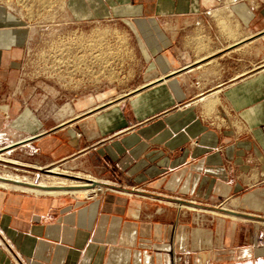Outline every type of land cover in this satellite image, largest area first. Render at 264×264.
<instances>
[{
  "label": "crops",
  "instance_id": "obj_1",
  "mask_svg": "<svg viewBox=\"0 0 264 264\" xmlns=\"http://www.w3.org/2000/svg\"><path fill=\"white\" fill-rule=\"evenodd\" d=\"M150 1L90 5L131 19L134 87L32 109L13 99L27 31L0 5V132L23 164L92 180L0 188V264H264V0Z\"/></svg>",
  "mask_w": 264,
  "mask_h": 264
},
{
  "label": "rangeland",
  "instance_id": "obj_2",
  "mask_svg": "<svg viewBox=\"0 0 264 264\" xmlns=\"http://www.w3.org/2000/svg\"><path fill=\"white\" fill-rule=\"evenodd\" d=\"M80 1L82 4L78 5ZM100 1L113 6L127 0H0L4 10L22 22L27 31L20 63L22 86L13 93V99L27 101L32 109L43 101L74 97L85 89L96 91L106 86H117L119 90H124L139 82L138 73L146 67V59L137 47L138 33L132 30L133 24L129 18L113 17L112 12L103 15H99L98 11L91 12L90 5L99 4ZM217 2L220 3V9L226 8V11L221 12L222 15L228 13L230 4H256V0ZM222 15L219 20L226 19ZM231 18L235 20L234 32L238 39L245 32L238 19ZM247 48V45L239 46L236 55ZM6 115L9 116V112L3 109L4 120L8 118ZM6 125V132H0V180L41 189H54L36 185L39 180H48L50 176L67 181L92 182L84 177L65 175L60 170H47L51 167L42 169L23 164V158L32 154L34 149L28 154L19 149L11 150L16 144H10L18 140V131ZM7 175H16L18 178ZM21 177L30 181L20 180ZM0 188L27 191L11 186L0 185ZM89 191L84 195H88ZM204 223L210 226V221Z\"/></svg>",
  "mask_w": 264,
  "mask_h": 264
},
{
  "label": "bare ground",
  "instance_id": "obj_3",
  "mask_svg": "<svg viewBox=\"0 0 264 264\" xmlns=\"http://www.w3.org/2000/svg\"><path fill=\"white\" fill-rule=\"evenodd\" d=\"M81 4H82V1H80L78 3V5H81ZM7 177L18 178V176H16V175L15 176L7 175ZM20 180L30 181L26 177H21ZM38 183L40 185H57L58 184L57 181H55L54 179H50V178L48 180H45V179L39 180ZM0 185L1 186H11L13 188H20V189H25V190H32V191H36V192H42V191H47V192H72L73 191L72 189L67 188V187H54V189L33 188V187L23 186V185H19V184H13V183L6 182V181H3V180H0ZM90 189L91 188H89L87 190L89 191Z\"/></svg>",
  "mask_w": 264,
  "mask_h": 264
},
{
  "label": "built area",
  "instance_id": "obj_4",
  "mask_svg": "<svg viewBox=\"0 0 264 264\" xmlns=\"http://www.w3.org/2000/svg\"><path fill=\"white\" fill-rule=\"evenodd\" d=\"M6 117H8V116L6 115ZM89 183H91V184H92V182H89ZM98 189H99V187H98ZM107 189H109V188H107ZM94 190H96V189H94Z\"/></svg>",
  "mask_w": 264,
  "mask_h": 264
}]
</instances>
